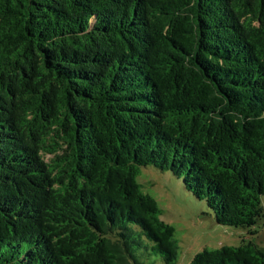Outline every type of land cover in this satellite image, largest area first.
Here are the masks:
<instances>
[{"label":"trees","instance_id":"16d2710c","mask_svg":"<svg viewBox=\"0 0 264 264\" xmlns=\"http://www.w3.org/2000/svg\"><path fill=\"white\" fill-rule=\"evenodd\" d=\"M147 167L257 233L264 0H0V264H175Z\"/></svg>","mask_w":264,"mask_h":264},{"label":"rangeland","instance_id":"374dc122","mask_svg":"<svg viewBox=\"0 0 264 264\" xmlns=\"http://www.w3.org/2000/svg\"><path fill=\"white\" fill-rule=\"evenodd\" d=\"M137 182L143 192L150 195L162 211L161 219L174 229L177 261L190 264L203 250H217L224 246L237 247L252 241L264 250V217L257 221L255 235L241 227L219 225L204 201L187 192L171 173L153 167L141 168ZM264 209V195L261 197ZM139 264H165L159 255L139 256Z\"/></svg>","mask_w":264,"mask_h":264}]
</instances>
